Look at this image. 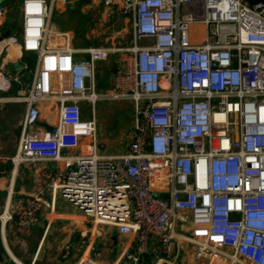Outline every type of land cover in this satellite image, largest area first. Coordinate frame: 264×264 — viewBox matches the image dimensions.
I'll list each match as a JSON object with an SVG mask.
<instances>
[{
    "label": "built area",
    "instance_id": "1",
    "mask_svg": "<svg viewBox=\"0 0 264 264\" xmlns=\"http://www.w3.org/2000/svg\"><path fill=\"white\" fill-rule=\"evenodd\" d=\"M58 1L0 0V76L12 48L37 55L16 97L26 104L24 130L39 122L41 103L59 110L52 130L23 132L14 162L62 161L47 174L53 192L135 233L125 255L134 264L156 246L176 258L178 224L191 226L179 235L198 261L264 264V0H96L133 14V43L88 49L53 24ZM9 7L21 20L6 31ZM112 53L120 59L102 86L98 64ZM127 99L128 149L104 154L97 104ZM42 207L40 196L28 199L17 224L36 225Z\"/></svg>",
    "mask_w": 264,
    "mask_h": 264
},
{
    "label": "crops",
    "instance_id": "2",
    "mask_svg": "<svg viewBox=\"0 0 264 264\" xmlns=\"http://www.w3.org/2000/svg\"><path fill=\"white\" fill-rule=\"evenodd\" d=\"M68 0H59L56 10ZM55 27L64 31L60 26ZM8 31V30H7ZM133 33V32H132ZM132 39L126 44L130 46ZM84 55V54H79ZM87 56V54H86ZM37 55L26 54L19 47L9 50L2 59L0 76V215L12 214L13 219H0V257L2 264H134L125 259L135 252V233L106 225L85 216L69 203L61 191L52 190L47 174L65 169L62 161L14 162L24 131L51 130L57 125L59 110L55 103H41V117L37 124L24 130L26 104L16 97L27 93L32 83ZM112 60L100 68L101 85L108 84ZM104 66V65H103ZM108 68V69H107ZM107 69V70H106ZM106 71V72H104ZM51 128V129H49ZM123 150L122 152H126ZM43 192V194H42ZM41 197L43 207L36 225L21 227L17 212L28 199ZM190 225L178 224L175 233L181 248L178 255L169 256L152 248L144 255V264H208L193 256V245L179 233L190 230ZM177 249L175 248L173 254ZM172 254V255H173ZM211 264H217L215 262Z\"/></svg>",
    "mask_w": 264,
    "mask_h": 264
},
{
    "label": "rangeland",
    "instance_id": "3",
    "mask_svg": "<svg viewBox=\"0 0 264 264\" xmlns=\"http://www.w3.org/2000/svg\"><path fill=\"white\" fill-rule=\"evenodd\" d=\"M53 24L71 34L75 48L116 47L124 48L133 36V14H120L102 5L96 0H68L62 9L53 15ZM5 30L19 27L21 20L18 9L9 7ZM121 53H112L105 62L98 66L102 70L110 61L117 62ZM85 57L86 54L80 55ZM104 65V66H103ZM113 68V67H111ZM84 116L90 117V109L83 107ZM134 108L131 100H108L97 104L99 138L104 154H120L127 150V143L133 134Z\"/></svg>",
    "mask_w": 264,
    "mask_h": 264
},
{
    "label": "bare ground",
    "instance_id": "4",
    "mask_svg": "<svg viewBox=\"0 0 264 264\" xmlns=\"http://www.w3.org/2000/svg\"><path fill=\"white\" fill-rule=\"evenodd\" d=\"M219 169H221L220 167H219ZM227 172H231L232 171V168H231V166H228L226 169H225ZM221 225V224H220Z\"/></svg>",
    "mask_w": 264,
    "mask_h": 264
},
{
    "label": "water",
    "instance_id": "5",
    "mask_svg": "<svg viewBox=\"0 0 264 264\" xmlns=\"http://www.w3.org/2000/svg\"><path fill=\"white\" fill-rule=\"evenodd\" d=\"M49 129H51V128H49ZM51 130H52V129H51ZM1 262H2V258L0 257V264H2Z\"/></svg>",
    "mask_w": 264,
    "mask_h": 264
},
{
    "label": "trees",
    "instance_id": "6",
    "mask_svg": "<svg viewBox=\"0 0 264 264\" xmlns=\"http://www.w3.org/2000/svg\"><path fill=\"white\" fill-rule=\"evenodd\" d=\"M250 1H252V2H253V1H256V0H250ZM6 31H7V30H6Z\"/></svg>",
    "mask_w": 264,
    "mask_h": 264
}]
</instances>
